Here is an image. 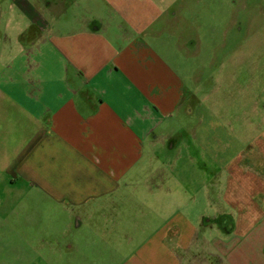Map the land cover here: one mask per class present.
<instances>
[{
    "label": "crops",
    "instance_id": "1",
    "mask_svg": "<svg viewBox=\"0 0 264 264\" xmlns=\"http://www.w3.org/2000/svg\"><path fill=\"white\" fill-rule=\"evenodd\" d=\"M169 14L162 0H0V195L47 264H264V100L217 150L180 124L196 97L185 45L163 40Z\"/></svg>",
    "mask_w": 264,
    "mask_h": 264
},
{
    "label": "rangeland",
    "instance_id": "2",
    "mask_svg": "<svg viewBox=\"0 0 264 264\" xmlns=\"http://www.w3.org/2000/svg\"><path fill=\"white\" fill-rule=\"evenodd\" d=\"M162 5L170 12L163 40L168 41L170 32L185 45V51H178L177 68L196 97L194 113L188 115L185 106L178 122L184 126L190 122L196 136L211 139L208 148L217 150L218 138L239 137L240 118L245 115L235 112L264 100V83L253 81V75L262 77L264 71L261 66L256 70L252 62L264 60V0H162ZM227 120L232 125H225ZM250 138L245 133L242 140ZM238 143L239 139L227 151L222 149V158L231 157ZM211 165L220 163L213 158ZM0 199V264H47L45 258L34 256L35 249H43L38 236H29L26 226L12 224V195L2 194Z\"/></svg>",
    "mask_w": 264,
    "mask_h": 264
}]
</instances>
